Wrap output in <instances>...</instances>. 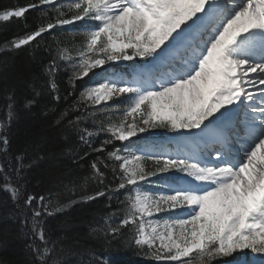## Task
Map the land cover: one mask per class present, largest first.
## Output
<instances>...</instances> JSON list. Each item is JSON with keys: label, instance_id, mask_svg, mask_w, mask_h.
<instances>
[{"label": "snow or ice", "instance_id": "6c2138e0", "mask_svg": "<svg viewBox=\"0 0 264 264\" xmlns=\"http://www.w3.org/2000/svg\"><path fill=\"white\" fill-rule=\"evenodd\" d=\"M44 5L54 19L29 31L27 14ZM13 21L23 32L4 41L0 52L30 45L57 26L97 22L83 28L75 56L60 47L45 69L46 90L57 103L56 73L69 72L71 89L88 78L69 105L78 115L67 123L91 152L105 155L93 159L83 177V185L102 187L82 199L124 196L123 216L117 219L121 209L110 211L94 233L106 243H130L157 264H264V0H35L0 9V27ZM137 58L145 63L131 79L104 67ZM5 100L0 178L29 213L28 247L38 264H48L56 241L44 218L76 201L53 204L52 193L26 192L33 162L25 152L10 154L9 129L19 113L14 92ZM35 102L25 99L23 108ZM98 112L110 113L107 123ZM89 117L96 118L94 130L81 127ZM149 129L179 133L177 149L132 140ZM100 134L105 138L94 146L90 138ZM109 171L114 187L106 183ZM156 176L160 190L146 188Z\"/></svg>", "mask_w": 264, "mask_h": 264}, {"label": "trees", "instance_id": "16d2710c", "mask_svg": "<svg viewBox=\"0 0 264 264\" xmlns=\"http://www.w3.org/2000/svg\"><path fill=\"white\" fill-rule=\"evenodd\" d=\"M35 0H0V9L11 5L26 4ZM68 0H57V3ZM46 13V14H45ZM29 31L35 30L40 23L54 19L55 13L50 6L44 5L31 10L28 14ZM94 21H77L73 24L57 26L45 32L37 41L22 46L19 50L0 52V121L5 120V94L14 92L17 100L18 119L10 126V154L25 152L26 162L32 161V166L26 171V192L48 195L52 193L53 204H70L61 212L44 218L46 228L52 240L56 241L55 250L47 258L48 264H153L151 257L145 256L136 246L130 243H106L92 228L99 226L103 218L116 209H121L117 219L124 214L125 205L120 203L124 196L114 193L110 202L106 197L85 201L82 197L92 195L98 186L94 182L83 185V177L89 173V165L96 157L105 154L91 152L79 139V134L67 123L75 120L78 113L73 111L70 103L79 99L82 85L88 81L85 77L77 82V87L71 89L69 72L62 69L56 73L61 100L57 103L46 90L47 74L45 69L60 47L69 49L73 56L83 42V28L94 25ZM22 29L18 21L0 27V47L4 41H10L14 36L21 35ZM57 63H63L57 60ZM41 92L34 97L33 88ZM71 96H67L68 91ZM35 98L30 109H24L25 99ZM125 97L109 101V104L120 103ZM99 107H104L102 104ZM67 113V115H65ZM110 113L98 112L99 120L107 123ZM94 117L83 120L81 127L94 130ZM115 118V117H113ZM165 129H149L146 134L159 133ZM105 138L104 134L90 138L94 146H99ZM114 145L110 144V151ZM116 147H123L121 142H115ZM87 151L84 159L80 156ZM4 162L0 154V163ZM107 171V170H106ZM11 174V173H10ZM172 174V173H168ZM154 177L151 179L153 180ZM15 178L13 177V182ZM154 179L152 182H154ZM106 183L115 186V178L107 172ZM153 183H151V186ZM4 181L0 178V264H38L33 251L28 247L31 241L30 222L25 224L29 213L23 206V201L14 202L8 191L4 190ZM149 186L145 183V187ZM111 203V209L107 205ZM125 237L131 239L130 228L123 229ZM36 243H40L39 240ZM220 263L219 260L213 264Z\"/></svg>", "mask_w": 264, "mask_h": 264}, {"label": "rangeland", "instance_id": "374dc122", "mask_svg": "<svg viewBox=\"0 0 264 264\" xmlns=\"http://www.w3.org/2000/svg\"><path fill=\"white\" fill-rule=\"evenodd\" d=\"M139 61H142L141 62L142 65L145 63V61L141 60L140 58H139ZM122 62H126V61L114 62V63H112V65L116 66V65H118L119 63H122ZM179 135H180L179 133H173V132L165 133L164 135L161 136V138H162L161 141H159L158 138L157 139L153 138V137L152 138H149V137L147 138L146 136H144V134H141V135H138L136 137H133L132 139H138L139 140V144L157 145V146H161L162 145L168 150H169L170 145H172V151H175L177 149V147H178V139L177 138H178Z\"/></svg>", "mask_w": 264, "mask_h": 264}]
</instances>
